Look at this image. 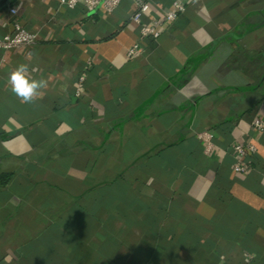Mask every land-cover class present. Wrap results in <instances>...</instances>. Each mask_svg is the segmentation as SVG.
<instances>
[{"label": "crops", "instance_id": "1", "mask_svg": "<svg viewBox=\"0 0 264 264\" xmlns=\"http://www.w3.org/2000/svg\"><path fill=\"white\" fill-rule=\"evenodd\" d=\"M135 1L0 4L37 34L0 53V264H264V0H144L184 10L127 57Z\"/></svg>", "mask_w": 264, "mask_h": 264}, {"label": "built area", "instance_id": "2", "mask_svg": "<svg viewBox=\"0 0 264 264\" xmlns=\"http://www.w3.org/2000/svg\"><path fill=\"white\" fill-rule=\"evenodd\" d=\"M122 0H59L61 5L66 7H74L81 4L87 11H92L98 6L102 8L104 12L113 11ZM136 9L131 14L130 19L138 25L139 38L128 47L126 51L127 57H131L140 51L143 39L151 38L156 39L160 35V27L167 22L172 21L177 15L184 10V6L181 3L174 2L173 7L167 10L163 14L155 15L150 22L142 21V14L148 9V3L144 0H136ZM8 12L11 16L10 25L11 29L6 33L0 34V53L7 52L19 47L32 45L37 34L34 31L29 30L20 24L16 20L17 8L11 6L8 8ZM83 77H78V82L75 87V95L78 96L82 86ZM253 126L258 132H264V124L261 120L255 119ZM255 146L251 144H234L232 150L237 158L244 156L247 152L255 151ZM233 169L236 172L244 171L245 167L242 163H236L233 165Z\"/></svg>", "mask_w": 264, "mask_h": 264}, {"label": "clouds", "instance_id": "3", "mask_svg": "<svg viewBox=\"0 0 264 264\" xmlns=\"http://www.w3.org/2000/svg\"><path fill=\"white\" fill-rule=\"evenodd\" d=\"M30 68L28 64L17 65L8 74L7 83L11 91L16 95L21 103H32L41 95L40 90L47 88V81L43 78H30Z\"/></svg>", "mask_w": 264, "mask_h": 264}, {"label": "trees", "instance_id": "4", "mask_svg": "<svg viewBox=\"0 0 264 264\" xmlns=\"http://www.w3.org/2000/svg\"><path fill=\"white\" fill-rule=\"evenodd\" d=\"M9 179V175L0 174V184H5Z\"/></svg>", "mask_w": 264, "mask_h": 264}, {"label": "water", "instance_id": "5", "mask_svg": "<svg viewBox=\"0 0 264 264\" xmlns=\"http://www.w3.org/2000/svg\"><path fill=\"white\" fill-rule=\"evenodd\" d=\"M8 0H1L0 4H4L5 2H7Z\"/></svg>", "mask_w": 264, "mask_h": 264}]
</instances>
